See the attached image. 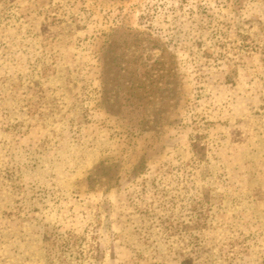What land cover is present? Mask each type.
I'll return each instance as SVG.
<instances>
[{
    "label": "rangeland",
    "instance_id": "374dc122",
    "mask_svg": "<svg viewBox=\"0 0 264 264\" xmlns=\"http://www.w3.org/2000/svg\"><path fill=\"white\" fill-rule=\"evenodd\" d=\"M0 264H264V0H0Z\"/></svg>",
    "mask_w": 264,
    "mask_h": 264
}]
</instances>
